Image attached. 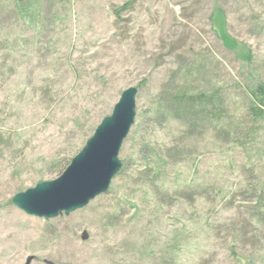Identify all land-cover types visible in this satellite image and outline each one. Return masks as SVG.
<instances>
[{
  "label": "rangeland",
  "instance_id": "1",
  "mask_svg": "<svg viewBox=\"0 0 264 264\" xmlns=\"http://www.w3.org/2000/svg\"><path fill=\"white\" fill-rule=\"evenodd\" d=\"M32 1L0 0V264H264V0ZM131 86L109 191L51 219L17 207ZM179 91L214 102L156 111Z\"/></svg>",
  "mask_w": 264,
  "mask_h": 264
},
{
  "label": "water",
  "instance_id": "2",
  "mask_svg": "<svg viewBox=\"0 0 264 264\" xmlns=\"http://www.w3.org/2000/svg\"><path fill=\"white\" fill-rule=\"evenodd\" d=\"M138 92L136 86L123 91L112 113L59 178L17 193L13 203L28 215L51 219L84 208L108 192L122 168L120 152L136 122Z\"/></svg>",
  "mask_w": 264,
  "mask_h": 264
},
{
  "label": "trees",
  "instance_id": "3",
  "mask_svg": "<svg viewBox=\"0 0 264 264\" xmlns=\"http://www.w3.org/2000/svg\"><path fill=\"white\" fill-rule=\"evenodd\" d=\"M20 2V0H18ZM32 1V0H31ZM38 1V0H37ZM34 3V0L31 2ZM214 96V95H213ZM248 97L250 99L249 113L254 119L264 118V83H258L254 87L248 89ZM214 97H208L205 93L199 94H186L183 91H179L174 95L173 99L169 101V104H165V109L163 106H157L156 111L159 113L162 110H168L171 112L175 111L176 108L182 104H187L188 106H202L208 105L209 102H214ZM168 108V109H167Z\"/></svg>",
  "mask_w": 264,
  "mask_h": 264
}]
</instances>
